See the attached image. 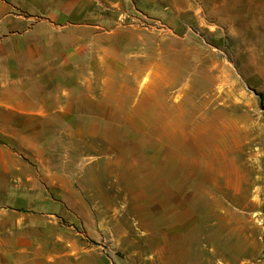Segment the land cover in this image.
<instances>
[{
    "label": "rangeland",
    "instance_id": "rangeland-1",
    "mask_svg": "<svg viewBox=\"0 0 264 264\" xmlns=\"http://www.w3.org/2000/svg\"><path fill=\"white\" fill-rule=\"evenodd\" d=\"M140 1L42 84L58 108L17 206L80 264H264V108L221 24L237 0Z\"/></svg>",
    "mask_w": 264,
    "mask_h": 264
},
{
    "label": "crops",
    "instance_id": "crops-1",
    "mask_svg": "<svg viewBox=\"0 0 264 264\" xmlns=\"http://www.w3.org/2000/svg\"><path fill=\"white\" fill-rule=\"evenodd\" d=\"M129 1L0 0V264H80L78 256L55 255L69 251L46 233L52 215L17 206L16 196L37 183V169L22 158L37 154L38 135L52 125L53 103L38 100L42 84L80 61V45L95 44L101 29L115 30ZM222 11V27L237 38L238 75L264 94V0H237Z\"/></svg>",
    "mask_w": 264,
    "mask_h": 264
},
{
    "label": "trees",
    "instance_id": "trees-1",
    "mask_svg": "<svg viewBox=\"0 0 264 264\" xmlns=\"http://www.w3.org/2000/svg\"><path fill=\"white\" fill-rule=\"evenodd\" d=\"M259 96L261 98V105L264 108V94L263 93H259Z\"/></svg>",
    "mask_w": 264,
    "mask_h": 264
}]
</instances>
